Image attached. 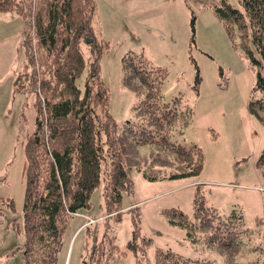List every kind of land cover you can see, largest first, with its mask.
I'll use <instances>...</instances> for the list:
<instances>
[{
	"label": "rangeland",
	"instance_id": "1",
	"mask_svg": "<svg viewBox=\"0 0 264 264\" xmlns=\"http://www.w3.org/2000/svg\"><path fill=\"white\" fill-rule=\"evenodd\" d=\"M93 2L92 27L102 49L98 76L108 89L109 114L119 125L134 118L133 105L144 89L129 75L121 58L127 52L141 54L165 71L160 85L163 99L180 96L192 110V121L183 137L171 140L184 147L198 145L204 162L199 176L174 178L170 176L177 166L172 155L156 152L154 147H136V156L145 165L141 171H128L133 188L122 197L120 221L106 219L100 185L90 196V207L80 211L89 217L73 216L70 220L56 264H90L85 250L89 240L82 228L86 224L98 226L101 236L106 222L107 237L118 248L114 264H154L156 247L221 264V252L200 241L190 242L183 229L170 225L161 214L162 209L179 208L191 218L197 184L208 205L225 214L235 207L242 212L243 228L249 233L242 238L235 264H264V166H257L264 148V126L247 109L250 91L257 74L264 77V67L232 45L214 12L218 0ZM228 2L240 9L237 0ZM26 27L19 14H5L0 19V264H24L23 147L35 125L36 94L13 93L12 83L27 61L23 45ZM26 39L28 49L35 52L31 28ZM80 51L86 63L77 79L82 89L91 52L84 43ZM254 58L261 62L255 51ZM197 75L200 82L195 91ZM121 145L127 155L128 142L123 140ZM133 217H137L140 234L152 241L143 256L125 248L131 239ZM257 218L262 221L257 223ZM81 223L75 231L74 226Z\"/></svg>",
	"mask_w": 264,
	"mask_h": 264
},
{
	"label": "trees",
	"instance_id": "2",
	"mask_svg": "<svg viewBox=\"0 0 264 264\" xmlns=\"http://www.w3.org/2000/svg\"><path fill=\"white\" fill-rule=\"evenodd\" d=\"M237 3L240 9L228 0H218L214 12L232 45L264 67V0ZM2 14H19L27 22L23 40L27 61L12 83L13 93L36 94L35 125L23 147L24 264H56L70 220L90 207V196L100 185L106 219L120 221L122 197L133 188L128 171H141L145 165L137 158L136 147H154L156 152L172 155L177 166L170 176L174 178L199 176L204 154L196 144L184 147L171 140L183 137L192 121V110L180 96L163 99L160 85L165 71L141 54L127 52L121 58L129 75L144 89L133 105L134 118L119 125L109 114L108 89L98 76L102 49L92 27L93 0H0ZM30 28L35 52L28 49L26 32ZM87 38L92 41L87 43ZM81 43L91 52L82 89L77 84L86 67ZM254 51L261 62L255 60ZM199 82L197 75L195 91ZM247 109L264 126V77L260 73ZM123 140L128 142L127 155ZM257 166H264V148ZM8 205L11 207L12 202ZM161 214L170 225L183 229L190 242L200 241L221 252V264H235L242 238L249 233L243 228L241 210L235 207L225 214L208 205L200 184L194 190L191 218L179 208L162 209ZM256 221L260 223L262 218ZM91 225L82 228L89 240L85 246L87 262L114 264L118 248L107 237L109 222L101 236L98 226ZM151 242L140 234L137 217H133L126 251L143 256ZM153 257L154 264H212L186 258L169 248L156 247Z\"/></svg>",
	"mask_w": 264,
	"mask_h": 264
},
{
	"label": "crops",
	"instance_id": "3",
	"mask_svg": "<svg viewBox=\"0 0 264 264\" xmlns=\"http://www.w3.org/2000/svg\"><path fill=\"white\" fill-rule=\"evenodd\" d=\"M5 14H2V15H0V19H1V17H3ZM5 17H11V16H5ZM23 34H24V31H23ZM22 34V35H23ZM78 214V215H77ZM76 215H74V216H78V217H80V218H82V219H84V217L85 218H87V217H89L87 214H85V213H81V212H79V213H77ZM85 220V219H84ZM84 223V222H83ZM82 225V223L80 224V225H78V226H74V230L75 231H78V229L80 228V226Z\"/></svg>",
	"mask_w": 264,
	"mask_h": 264
},
{
	"label": "water",
	"instance_id": "4",
	"mask_svg": "<svg viewBox=\"0 0 264 264\" xmlns=\"http://www.w3.org/2000/svg\"><path fill=\"white\" fill-rule=\"evenodd\" d=\"M87 43H90L92 40L90 38L85 39Z\"/></svg>",
	"mask_w": 264,
	"mask_h": 264
}]
</instances>
